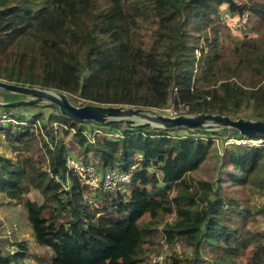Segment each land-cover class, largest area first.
Segmentation results:
<instances>
[{
  "label": "trees",
  "instance_id": "1",
  "mask_svg": "<svg viewBox=\"0 0 264 264\" xmlns=\"http://www.w3.org/2000/svg\"><path fill=\"white\" fill-rule=\"evenodd\" d=\"M93 1L0 0V79L65 91L77 105L91 101L166 112L174 99L178 114L204 111L237 118L244 116L238 112L247 106L252 109L247 116L264 119V0H107L108 9L98 12L92 10ZM223 5L234 20L246 10L249 20L259 19L261 34L228 43L221 28ZM128 16L143 33L133 48L122 35ZM148 20L152 27L142 23ZM194 23L206 34L198 58L189 42V26ZM208 26L214 34L206 32ZM17 107L3 106L7 111ZM45 107L57 109L50 129L45 125L51 143L35 129L20 125L18 116L8 117L17 125L0 126L13 151L25 153L15 159L0 151V196L9 210L23 207L36 244L54 254L50 264H141L161 252L162 240L171 245L162 264H203L201 252L208 247L214 264H243L237 255L241 246H256L248 264H264V230L250 225L256 216L248 215L238 198L215 192L208 181L192 186L187 179L212 151L214 135L261 138L228 128L205 133L81 122L62 115L57 105ZM55 122L64 125L66 133L75 130L76 143L68 147L56 141ZM83 123L105 132L92 142L80 129ZM178 130L188 134L171 135ZM232 145L226 151L233 182L256 184L263 178L264 186V147ZM79 147L85 156L71 152ZM69 155L83 163L93 161L101 171L132 173L131 189L91 192L68 168ZM175 181L180 190L172 195V185L162 182ZM200 188L206 192L200 194ZM33 190L42 201L27 197ZM59 214L64 221H59ZM176 242L188 244L193 256L183 260L173 248ZM18 244L11 252L0 247V264L25 259L28 246ZM229 250L235 256L220 254Z\"/></svg>",
  "mask_w": 264,
  "mask_h": 264
},
{
  "label": "rangeland",
  "instance_id": "2",
  "mask_svg": "<svg viewBox=\"0 0 264 264\" xmlns=\"http://www.w3.org/2000/svg\"><path fill=\"white\" fill-rule=\"evenodd\" d=\"M239 3L241 2H248L249 0H236ZM262 1V0H260ZM127 5V4H126ZM110 6V3L107 0H94L93 1V11H103L108 9ZM127 8V6H126ZM222 18H223V26L221 27L227 36L226 41L231 44H239L242 39L252 35H260L261 31L258 30L260 25V20L253 21L249 20V13L246 10L244 15L235 16V20L233 19V15L228 12V6L223 5L221 10ZM143 24H146L149 27L153 26V22L148 20L142 22ZM241 23V24H240ZM126 29L122 32V35L126 37V41H128V44L133 48L137 47L140 44V36L142 37L143 33L137 32L135 23L132 22L130 19V16L127 17V22L125 24ZM197 27L199 29L202 28L201 25L197 24ZM257 29H256V28ZM203 29V28H202ZM208 34H214V31L211 26H208L207 31ZM189 42L192 46H195L197 48L196 57L198 58L200 56V46L206 44L205 33H200V31H197L196 24H191L189 26ZM223 36L226 37V36ZM230 35V36H229ZM208 49V46H206V50ZM5 95H11L12 97L18 99L20 97L17 94L7 93V92H1L0 91V100H3ZM174 106L176 107L175 100L168 103V107L166 109H174ZM180 109H183L181 106ZM57 112V109L55 107H17L12 109L11 111H7L6 108L0 107V126L2 125H8L9 123H14L17 125V120H10V116H18L20 118V122H18L20 125L29 127V129H35L36 133H41L44 137V141L47 140L49 143H51L50 138L47 134V129L49 130L51 125H49V121L56 120L54 113ZM168 113V112H166ZM252 114V109L247 106H242L241 110L238 112V114L247 116V114ZM59 122V121H58ZM55 122L54 128H55V135H56V141L59 140L61 143H65L68 147L70 145V142L76 143V139L73 135L75 130L70 129L69 133L65 132L64 125L61 126L60 123ZM47 125V129L45 127ZM80 129L83 130L84 133H86L89 138H91V141L93 142L95 140V137H98V135H102L103 132H105V128H100L97 125H91L90 123H83L80 126ZM172 136L177 138L178 135H186L188 132L185 130H178V131H172L170 132ZM228 133H220L217 135H214V141H213V149L208 155V157L205 159L201 167L194 171L189 172L187 174V179L191 182L192 186L198 185L200 180H206L209 182L211 186L214 187L215 192L218 191V193L224 197H234L238 198V201L241 203V206L247 211L248 215H255L256 216V222L250 223L252 227H260L262 230H264V186H262V180L263 178H259V183L256 184H241V183H234L231 179V173L233 172L234 168L229 162V158L227 155V150H230L233 145L229 142L230 138H227L226 136ZM194 135H197L196 133ZM41 138V137H40ZM245 144L252 146H263L264 147V140L255 139V140H245ZM227 142V143H226ZM43 142L41 141V145ZM0 151L4 153L5 155H9L11 157H14L15 159L17 157H20L22 155H25V153L22 152H14L11 145L5 141L4 136L0 132ZM71 152L73 153H80V155L85 156L86 153L83 152L82 148H78L77 150L73 149ZM90 153V151H88ZM87 152V154H89ZM44 167H48V164H44ZM154 171V168H150V172ZM131 184L126 187V189H123V192H129L132 186ZM162 185L165 187H169L172 185V195H175V193L180 190V188L177 185V182H170V183H164L162 182ZM63 189L67 190L69 189V184L65 183L63 185ZM90 189V188H89ZM91 190V189H90ZM116 190H120L118 187ZM125 190V191H124ZM206 192L202 188H200V194ZM91 192L96 193L97 191L91 190ZM87 199H90L89 193L86 192ZM27 197H31L34 199H38L39 201H42L43 198L40 195V193L37 190H33L31 193L27 195ZM95 199V198H92ZM96 204V203H95ZM16 207V206H14ZM59 221H64V216L62 214L58 215ZM174 214L171 216V219H173ZM160 228L162 229L163 226L160 225ZM244 230V229H243ZM25 242L28 246V254L25 257V259L20 262L19 264H50V261L53 258V252L50 248L45 246H40L36 244L34 237L31 233L30 224L28 222L27 217L25 216V212L22 206H17V209L14 208V210H9V207H7L5 201H3V198L0 196V247H2L6 251H15L19 247L18 242ZM236 243L234 242V245ZM164 246V247H163ZM171 245L163 243V240L161 241V244L159 245V248H161V251L163 257H168L171 253L170 250ZM174 250H177V252L181 255L182 259H188L189 257L193 256V249L186 245L174 244ZM256 250V246H250L247 248H240L238 250V257L240 260H242L243 264H248L250 261L251 256L253 255L254 251ZM226 256H235L234 251L232 250L226 251L224 253ZM155 255L152 254L150 256H147V260H144L141 264H148L149 261L152 262V260L155 259ZM202 258L204 259L203 264H214L213 260H215V256H211L210 254V248H206L201 252ZM153 257V258H152Z\"/></svg>",
  "mask_w": 264,
  "mask_h": 264
},
{
  "label": "water",
  "instance_id": "3",
  "mask_svg": "<svg viewBox=\"0 0 264 264\" xmlns=\"http://www.w3.org/2000/svg\"><path fill=\"white\" fill-rule=\"evenodd\" d=\"M0 91L17 94L15 100H0V107L21 105H57L60 113L76 121H93L102 125L126 124L129 127L146 126L164 130L186 128L189 131L218 133L223 129H235L241 136L264 138V119L253 116L232 117L225 113L184 112L171 115L161 109L129 104H99L87 102L75 104L65 91L39 86L17 84L0 79Z\"/></svg>",
  "mask_w": 264,
  "mask_h": 264
},
{
  "label": "built area",
  "instance_id": "4",
  "mask_svg": "<svg viewBox=\"0 0 264 264\" xmlns=\"http://www.w3.org/2000/svg\"><path fill=\"white\" fill-rule=\"evenodd\" d=\"M171 115H176L178 112L175 109H169L166 111ZM245 140H255V139H236L230 138V143H245ZM264 140V139H260ZM227 143V142H226ZM67 166L74 173L78 174L85 184L90 186V189L97 191L99 189H104L108 191H114L118 187L121 191L126 189L131 181L132 173H124L117 168H111L106 171H101L99 165L93 161L88 163H83L78 158L73 155L67 157ZM125 191V190H124ZM165 241H163L164 243ZM165 242V246H166ZM179 243L176 242L175 245ZM164 247V246H163ZM161 251L159 254L155 255V259L152 260L153 264H162L165 262V257H163ZM153 258V257H152Z\"/></svg>",
  "mask_w": 264,
  "mask_h": 264
}]
</instances>
